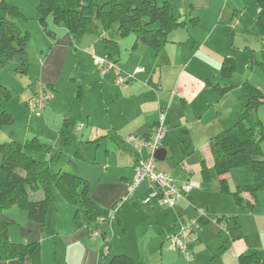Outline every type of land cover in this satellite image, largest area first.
Wrapping results in <instances>:
<instances>
[{
    "label": "crops",
    "instance_id": "0c3cea01",
    "mask_svg": "<svg viewBox=\"0 0 264 264\" xmlns=\"http://www.w3.org/2000/svg\"><path fill=\"white\" fill-rule=\"evenodd\" d=\"M169 3L174 17L184 26L167 34L163 49L169 64L162 68L157 67L155 52L138 43L134 35L120 37L116 28L105 31L98 22L75 35L53 25L51 19L47 20L49 34L38 30L39 43L29 57L27 72L51 91L52 98L39 115H33V87L29 95L23 96L28 118L26 139L37 138L53 149L66 139L63 153L72 145L75 149L67 168L73 164L77 176L89 182L90 199L103 210L116 206L111 212L118 237L111 242L104 238L110 244L106 253L98 239L103 243L106 232L102 233V229L107 222L101 224L102 235L98 238H91L92 229L85 221L78 229L72 225L70 235L55 233L50 238L64 248L60 253L54 244L56 254L67 264H98L99 259L108 260L118 254L130 257L135 264H239V257L248 255L264 263V190L254 198L245 192L233 196L238 187L253 183L250 167L242 168L247 175L242 183L232 181L234 169L222 177L227 193L219 191V179L205 180L201 175L202 164L207 169L214 165L209 140L229 129L244 112L240 109L245 103L244 83L257 88L253 83L255 69L264 76L257 65L262 61L257 56H264L260 48L263 40L255 26L257 2ZM26 30L31 36V31ZM93 57L109 58L121 75L134 77L125 85H116L117 75H101ZM225 58L235 62L234 73L228 79L219 73ZM227 87L231 89L225 94L218 92ZM161 111L168 130L161 149L167 150L164 160L168 152L172 159L156 165L157 170L170 174L178 184L191 181L199 186L173 208L145 206L143 202L151 191L147 182L132 193L128 188L138 158L135 149L124 140L128 136H150ZM252 117L262 123L260 118ZM179 138L188 162L175 156L173 147ZM77 152L80 154L75 155ZM196 155H200V161L194 160ZM147 156L142 151L141 158ZM182 167L186 175L181 172ZM193 207L205 208L207 218L193 236L191 257L185 259L168 248L167 239L177 223L197 218ZM130 212L147 218L146 229L132 224L131 228L153 243L152 249L158 250L156 260L147 245L142 251L141 245L128 240L130 222L126 218ZM215 219L219 225L213 223Z\"/></svg>",
    "mask_w": 264,
    "mask_h": 264
},
{
    "label": "trees",
    "instance_id": "16d2710c",
    "mask_svg": "<svg viewBox=\"0 0 264 264\" xmlns=\"http://www.w3.org/2000/svg\"><path fill=\"white\" fill-rule=\"evenodd\" d=\"M259 9L256 26L264 36V0H256ZM38 12L42 15L40 25L47 31L45 18L53 25L63 27L70 34L90 28L98 22L102 29L109 31L116 28L120 37L129 34L135 36L138 43L155 52L156 64L162 68L169 64L164 51L167 34L184 26L174 17L169 0H105L97 4L94 0H38ZM20 13L13 5L0 0V69L10 67V71L26 75L28 58L25 52L27 34L19 28L17 21ZM49 34V33H47ZM257 63V62H256ZM264 73V56L257 63ZM235 70L232 58H225L219 73L222 78H230ZM231 87L219 88L223 95ZM245 110L237 121L209 140V151L214 165L207 169L201 166V175L219 179V191L227 193L226 180L236 168L250 167L253 183L240 186L233 196L240 193L255 194L264 190V125L254 121L252 111L264 104V94L250 84L243 85ZM1 95L9 98L8 92L0 87ZM12 117L0 111V130L11 125ZM165 141V140H164ZM67 143L63 139L58 149L40 142L37 138L19 143L14 140L0 141V217L7 210H23L29 221L44 225L47 214L53 208V187L64 201L75 208V220L81 217L93 230L101 229V224L108 219V211L99 208L89 197L90 184L77 176L73 164L65 171L54 172L51 165L58 162ZM163 144V143H162ZM162 147V146H161ZM30 153H42L48 156V162L36 161ZM80 154L77 152L75 155ZM238 202V201H237ZM99 219H103L100 223ZM7 223L0 218V263L2 264H38L39 244H14L9 241ZM102 235V233H101ZM103 237V248H108V241ZM102 253V252H101ZM54 264H67L60 256L54 255ZM239 264H260L253 255L240 256ZM107 264H134L133 260L118 254L108 258Z\"/></svg>",
    "mask_w": 264,
    "mask_h": 264
},
{
    "label": "rangeland",
    "instance_id": "374dc122",
    "mask_svg": "<svg viewBox=\"0 0 264 264\" xmlns=\"http://www.w3.org/2000/svg\"><path fill=\"white\" fill-rule=\"evenodd\" d=\"M10 5H15L18 12L20 13V18L17 21V24L19 28L22 30L23 33L27 34V40L25 43V52L26 56L28 58V67H29V57L32 54L33 50L37 47L39 43V37L37 34H39L40 30L45 32V29L41 27L40 25V19L42 18V15L37 10L38 0H5ZM97 4H102L105 2V0H97ZM104 1V2H103ZM179 7L178 5H176ZM46 20H49L50 17L45 18ZM52 22V21H51ZM47 23V21H46ZM53 24V23H52ZM256 26V24H255ZM257 27V26H256ZM31 31V36L29 31ZM39 30V32H38ZM37 32L36 35L33 32ZM47 33H50V30L48 29L46 31ZM46 36V34H45ZM48 36V35H47ZM260 38L263 40L261 42V51H263L264 55V37L259 35ZM94 58V57H93ZM92 58V59H93ZM258 60L262 59L259 56H257ZM93 61V60H92ZM243 72H240L239 76L242 75ZM253 76L255 77V81L253 83H256L258 86L257 88L264 94V76L262 72L259 69H255ZM240 79V77H239ZM35 81L32 77H30L29 73L27 72L26 75H20L18 73H13L10 71V67L0 69V87L4 88L8 94L9 98L3 97L1 95L2 101L0 102V111H4L8 113L12 119L13 122L11 125H5L0 130V141L1 142H8L11 140H14L19 143H24L26 140H31L32 137H28L26 139V131L28 126V118L26 117L25 109V102H24V95H29L30 88L33 87ZM261 87V88H260ZM30 108L33 115H39L42 111L37 112L30 102ZM241 111L245 110V103H243V106H241ZM252 115L254 118H260L263 125H264V106L257 107V109L252 111ZM264 129V127H263ZM181 138L177 139L175 143V147L173 149L176 151L175 156L180 157V159H185V162H188L187 156L183 155V146L184 143H180ZM75 144V142H73ZM261 149L264 150V139L262 140ZM66 148L63 155H61L60 159L57 162V165L52 164L51 169L56 172L62 170H67V161L71 159V155L75 151L74 145L70 149ZM166 150V149H165ZM167 152V150H166ZM36 161L38 162H48V156L46 154L42 153H30ZM101 159V158H100ZM171 156L168 152L166 160L171 161ZM164 160L163 162H155L156 165L163 164L166 162ZM191 160V159H189ZM194 160L200 161V155H196L194 157ZM175 163V161H174ZM188 167V165H185ZM157 168V167H156ZM184 167H182L180 170L181 172L186 175L183 171ZM192 171L191 173H194ZM249 172V171H247ZM198 174L200 172H197ZM195 173L194 175H198ZM231 175L234 177L232 178V181L234 183L239 182L242 183L243 181H246L247 175L246 171H242V168H236L231 172ZM200 178V177H199ZM144 183H141L137 190L139 188H143ZM233 185V184H232ZM53 208L52 210L47 214L46 220L44 225H41L39 223H34L28 220L26 213L23 210H17V209H9L4 214H1V220L5 223H7V233H8V239L10 242L14 244H22L27 245L29 243H38L39 244V262L38 264H54V255L56 254V251L54 249V244L57 245L58 251L63 252L65 251L64 248L60 247L56 241L50 240V238L57 233V235H70L72 233L73 227L76 229L80 228L81 224L83 225L84 219L81 217L78 221L75 220V208L69 204H67L64 199H62L60 193L53 187ZM114 205L110 210L108 211V214L115 208ZM156 208V207H155ZM159 209V207H157ZM150 209V208H146ZM142 215L144 213H141ZM115 218V217H114ZM210 218L213 219L215 216H211ZM127 223L130 222V227L128 224V227L130 228V235L128 236V240L132 244L141 245L140 249L142 251H146L147 248L145 246L147 245L149 248V251H151L152 257L155 258L158 256V250L153 247V243H151L149 240L143 239L145 234H137V232L131 228V224L140 226L141 229L145 228L147 225V218L144 216H138L135 213L130 212V215L126 218ZM107 222V223H106ZM106 226L102 229V233L106 232V236L103 233L104 238L106 237L110 240L109 242L113 241L114 239H117V231H116V222L114 219H111V216L108 217L106 221ZM110 223V224H109ZM212 224H210L211 226ZM75 230V229H74ZM99 244H102V239H98ZM110 244H108L109 246ZM109 248V247H108ZM108 248H104L103 252H107ZM175 252V251H174ZM154 260V261H155ZM205 260V259H204ZM107 259L101 258L98 261V264H107ZM135 264V263H134Z\"/></svg>",
    "mask_w": 264,
    "mask_h": 264
},
{
    "label": "built area",
    "instance_id": "2783aa9c",
    "mask_svg": "<svg viewBox=\"0 0 264 264\" xmlns=\"http://www.w3.org/2000/svg\"><path fill=\"white\" fill-rule=\"evenodd\" d=\"M182 2H188L190 0H181ZM93 64L99 69L101 75L112 72L117 75L116 85H125L128 80L134 76L121 75L117 64L109 58L94 57ZM52 94L41 83L36 82L32 89V106L37 111H42L48 102L51 100ZM166 118L165 113L161 111L158 114L156 124L152 134L148 137L140 138L136 136H128L124 142L131 145L135 149L137 161L134 167V178L129 184V192L132 193L138 188V186L147 182L150 185L151 191L148 197L144 200L143 204L148 206L154 204L159 207L173 208L174 205L185 200L190 193L198 189V184L185 181L178 184L170 174L161 172L155 167V154L161 149L162 143L167 136ZM142 151L147 152L146 159L141 158ZM196 214V219H192L187 222L177 223L174 231L167 239L168 248L175 251L185 259L191 257V247L194 243L193 236L197 230H199L200 222L206 220L207 211L203 207H193ZM113 212L108 214L113 219ZM102 223L103 219H99ZM213 223L219 225L217 219L213 220ZM221 226V225H220ZM224 229H222L223 231ZM91 238H98L101 236V229L91 231Z\"/></svg>",
    "mask_w": 264,
    "mask_h": 264
},
{
    "label": "water",
    "instance_id": "95a60500",
    "mask_svg": "<svg viewBox=\"0 0 264 264\" xmlns=\"http://www.w3.org/2000/svg\"><path fill=\"white\" fill-rule=\"evenodd\" d=\"M165 156H166V151L163 150V149H160V150H158V151L156 152V154H155V159H156V161H158V162H162V161H164ZM0 264H2V263H0ZM263 264H264V263H263Z\"/></svg>",
    "mask_w": 264,
    "mask_h": 264
}]
</instances>
